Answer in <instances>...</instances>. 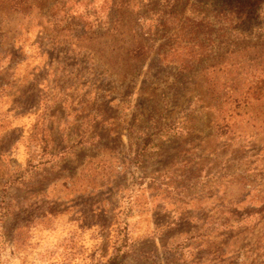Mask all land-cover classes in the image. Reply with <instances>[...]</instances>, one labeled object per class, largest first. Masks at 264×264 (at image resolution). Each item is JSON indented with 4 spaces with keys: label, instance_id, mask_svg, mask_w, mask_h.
<instances>
[{
    "label": "rangeland",
    "instance_id": "rangeland-1",
    "mask_svg": "<svg viewBox=\"0 0 264 264\" xmlns=\"http://www.w3.org/2000/svg\"><path fill=\"white\" fill-rule=\"evenodd\" d=\"M166 1L0 5V264H264V101L174 64Z\"/></svg>",
    "mask_w": 264,
    "mask_h": 264
},
{
    "label": "trees",
    "instance_id": "trees-1",
    "mask_svg": "<svg viewBox=\"0 0 264 264\" xmlns=\"http://www.w3.org/2000/svg\"><path fill=\"white\" fill-rule=\"evenodd\" d=\"M21 1L0 0V5L10 4L17 11L22 8ZM166 2L156 10L147 8L148 14L144 16L148 18L144 19L154 20L152 22L160 28L158 32L166 34L172 30L170 47L180 45L188 50L185 58H178L180 62L178 60L174 64L191 71L202 63L214 61V68L222 75H226L228 70L224 64L227 67L234 65L236 69L231 74L239 77V71L247 79L242 90L229 97L247 106L264 101V8L251 6L246 0H237L236 4H227L226 0ZM239 53L242 56L234 62V55ZM139 56L135 53L133 57ZM167 57L168 54L163 58ZM106 264L118 262L113 258Z\"/></svg>",
    "mask_w": 264,
    "mask_h": 264
}]
</instances>
